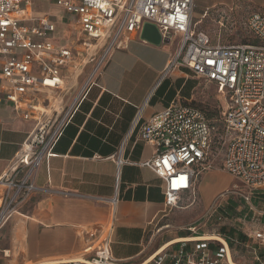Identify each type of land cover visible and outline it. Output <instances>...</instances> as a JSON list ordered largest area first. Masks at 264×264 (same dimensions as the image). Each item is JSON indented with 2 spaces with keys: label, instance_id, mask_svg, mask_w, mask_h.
I'll list each match as a JSON object with an SVG mask.
<instances>
[{
  "label": "built area",
  "instance_id": "obj_1",
  "mask_svg": "<svg viewBox=\"0 0 264 264\" xmlns=\"http://www.w3.org/2000/svg\"><path fill=\"white\" fill-rule=\"evenodd\" d=\"M42 1L55 3L68 21L74 20L75 36L55 43L56 23L46 15L34 17L31 0H0V102L13 104L22 119L35 122L0 174V229L39 189L34 184L35 172L53 154L78 98L107 53L124 48L144 22L157 27L162 41L179 38L178 52L162 76L174 67H186L196 78L214 83L224 96L217 120L196 106L174 100L141 126L140 140L154 148L152 158L142 165L161 179L166 207H176L185 193L194 194L198 177L213 167L212 147L223 148L222 169L237 181L226 193L240 196L247 204L264 193V9L247 16L252 42L220 44L195 27L193 0ZM211 9L220 19L226 14L217 7ZM104 42V52L96 60L94 55ZM88 63L94 66L77 98L55 110L68 76L65 72L75 75ZM217 122L223 126V135ZM253 237L264 243V230L254 231ZM108 244L105 234L104 242L85 262L53 264H122L112 257ZM175 244L140 264H238L222 235L184 238Z\"/></svg>",
  "mask_w": 264,
  "mask_h": 264
},
{
  "label": "crops",
  "instance_id": "obj_2",
  "mask_svg": "<svg viewBox=\"0 0 264 264\" xmlns=\"http://www.w3.org/2000/svg\"><path fill=\"white\" fill-rule=\"evenodd\" d=\"M245 1L251 4V12L264 9V0ZM42 2V11L56 5ZM233 2L193 0V13L202 17L207 9L216 12L212 7L225 11ZM33 4L34 17L51 18L47 13L36 16ZM173 39L156 45L138 34L124 48L107 53L78 98L53 154L37 168L34 184L39 189L3 226L8 241L5 256L15 257L13 264L86 260L104 242V227L110 219L107 237L112 257L122 264H140L164 246L191 235L190 224L231 187L235 180L225 170L203 172L194 194L182 195L203 201L199 213L190 221L171 223L170 216H180L193 206L167 208L161 179L142 165L152 158L154 148L140 140L141 126L174 100L195 106L198 87L203 84L186 67H174L162 76L178 52L179 38ZM105 46L106 42L96 51V60ZM93 66L85 64L75 75L65 72L68 76L53 105L55 110L74 102ZM34 125L33 120L22 119L13 104L0 102V174ZM256 195L264 199V193ZM252 204L248 205L255 214Z\"/></svg>",
  "mask_w": 264,
  "mask_h": 264
},
{
  "label": "rangeland",
  "instance_id": "obj_3",
  "mask_svg": "<svg viewBox=\"0 0 264 264\" xmlns=\"http://www.w3.org/2000/svg\"><path fill=\"white\" fill-rule=\"evenodd\" d=\"M33 10L38 15L45 13L51 15V19L56 23L54 32V42L61 43L64 38L70 34V23L66 18L63 9L57 5H50L49 8L42 11L45 3L40 0H31ZM23 3L21 6L23 7ZM226 14L220 19L216 12L210 11L205 17H200L199 13H193V21L195 27L205 32L212 43L234 44V43H250L253 37L249 34L246 28L247 16L252 11L251 4L245 0H234L224 8ZM174 37L173 42H176ZM203 84L198 87L197 103L195 106L204 111L207 117L211 120H217L221 116L224 106V96L217 92L216 86L212 82L202 80ZM216 127L221 135L224 134L223 126L216 123ZM211 159H213V169L223 171L221 163L223 158V148H211ZM224 172V171H223ZM221 181L223 180L220 178ZM217 179V180H220ZM237 182V181H234ZM233 182V183H234ZM231 186V185H230ZM228 187L227 190H230ZM244 190L243 187L240 188ZM258 196V195H255ZM252 198V205L255 206L257 212L253 214V210L245 201L234 193H226L225 191L213 200L210 208H207L201 213L200 218L190 224L193 228L192 234L187 237L201 236H220L226 237L230 243L233 260L238 264H264V243L253 237V232L264 229V199ZM260 204L256 205V203ZM200 199H193L181 196L177 201L176 209L193 206L182 211L180 216H170L171 223L179 221H190L199 213L197 209H201ZM199 206V207H198ZM261 206V207H260ZM263 212V213H262ZM174 214V213H173ZM18 216V215H17ZM220 216V219H219ZM111 228V219L108 225L104 227V231L108 235ZM6 227L0 229V264H13L15 260L12 255L5 256L8 241L4 239ZM177 244H172L169 247L174 248ZM13 259V261H12ZM17 264V263H16ZM25 264V262L23 263Z\"/></svg>",
  "mask_w": 264,
  "mask_h": 264
},
{
  "label": "water",
  "instance_id": "obj_4",
  "mask_svg": "<svg viewBox=\"0 0 264 264\" xmlns=\"http://www.w3.org/2000/svg\"><path fill=\"white\" fill-rule=\"evenodd\" d=\"M70 31L68 34L69 37L75 36L76 31H75V22L74 20H70ZM140 38L145 39L146 41H149L153 44H160L162 42V37L160 32L158 31L157 27L149 22H144L141 30H140ZM163 41H167V39H164Z\"/></svg>",
  "mask_w": 264,
  "mask_h": 264
},
{
  "label": "bare ground",
  "instance_id": "obj_5",
  "mask_svg": "<svg viewBox=\"0 0 264 264\" xmlns=\"http://www.w3.org/2000/svg\"><path fill=\"white\" fill-rule=\"evenodd\" d=\"M202 237H204V238H213V237H216V236H202ZM189 238H192V237H187L186 239H189ZM182 239H184V238H182ZM181 239V240H182ZM167 246V245H166ZM165 247V246H164ZM163 247V248H164ZM86 260H82V261H77V262H85Z\"/></svg>",
  "mask_w": 264,
  "mask_h": 264
},
{
  "label": "trees",
  "instance_id": "obj_6",
  "mask_svg": "<svg viewBox=\"0 0 264 264\" xmlns=\"http://www.w3.org/2000/svg\"><path fill=\"white\" fill-rule=\"evenodd\" d=\"M188 232L190 233V230H188ZM229 245H230V243H229Z\"/></svg>",
  "mask_w": 264,
  "mask_h": 264
}]
</instances>
